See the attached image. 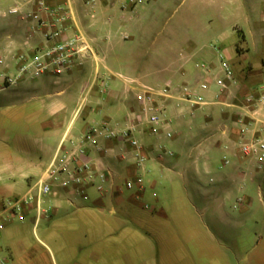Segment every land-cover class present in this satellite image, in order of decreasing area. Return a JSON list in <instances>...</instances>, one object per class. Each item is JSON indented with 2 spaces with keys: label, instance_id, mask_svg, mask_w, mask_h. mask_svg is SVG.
<instances>
[{
  "label": "crops",
  "instance_id": "obj_1",
  "mask_svg": "<svg viewBox=\"0 0 264 264\" xmlns=\"http://www.w3.org/2000/svg\"><path fill=\"white\" fill-rule=\"evenodd\" d=\"M63 2L69 11V18L61 36H82L97 55L60 75L45 74L34 79H21L13 91L3 95L6 100H26L22 106L33 100V112L37 115L34 126L41 132L43 142L34 155L28 153L26 158L21 156V152L15 156L10 155L0 146V195L17 196L19 190L26 188L27 181L30 183L37 179L65 133L77 137L91 122L108 121L123 126L129 112L136 110L138 104L134 91L129 90L117 76L121 75L144 85L161 81L164 84L170 83L174 89L187 85L204 96L206 104L213 105L212 109H208L210 114L205 115L200 122L199 115H192V109L187 103L179 101L175 95L165 99L166 116L171 119V129L177 134L174 140H158L143 126V131L138 136L149 157L144 177L152 189L159 186L163 195L172 202L182 192L191 193L193 197L200 198L202 209H212L213 214L223 213L228 205L233 209H237L239 205L251 208L256 200L264 207V163H259L252 156L243 155L238 149L242 139L258 137L264 140V102L256 100L260 93L257 83L264 78V54L258 67L240 62L250 49L257 53L263 51L264 26L259 25L258 17L264 23V0H249V11L253 16L245 17L246 29L233 28L236 32L239 31V42L245 45H242L243 51H238L236 44L238 56L232 58L229 55V60L233 59L230 62L224 54L226 48L212 45L213 49L210 51L206 47L204 41L215 33L207 28H200L196 14L187 7L178 17L175 27L162 32L152 29L151 22L153 24L156 20L153 10L161 8L166 0H147L134 9L129 7L134 10L133 15L125 11L124 8L128 7L125 0H98L94 5L87 4L86 0ZM0 7L7 8L2 15L11 14L9 10L12 7L20 10V13H16L17 18L5 20L0 27L9 37L8 52L13 50L11 47L31 51L44 43L45 29L38 27L33 31L36 23L21 18L22 13L34 10L31 0H0ZM24 24L26 27L23 29ZM20 31H26L27 45H24L25 39L20 43L16 38ZM217 35L222 42L221 34ZM220 52L222 60L229 63L234 77L233 82L227 81L225 89L217 87L214 81L216 77H223ZM195 58L207 62L206 72L201 71ZM4 63L0 58V64ZM3 75L0 74L1 80ZM106 77L108 88L101 91L99 79ZM201 83H205L207 87L200 88ZM91 84V90L84 96L83 91ZM57 85L62 87L57 89ZM29 88H33L36 93L26 99L24 93ZM249 95H253L254 100L246 103L245 98ZM84 98L83 109L86 113L78 120L79 113H75ZM6 111L5 113L12 111V107L7 106ZM11 116L15 115L12 113ZM158 142L171 149L173 156L158 157L155 150ZM16 143L19 147L23 146L21 139ZM183 148L188 150L183 153ZM87 153L96 168L111 172L112 181H107L101 192L92 185L87 186L84 189L87 200L76 195L74 204L66 202V197L68 199L71 196L70 191H62L46 201L44 207H50L47 211L56 212L66 203L67 208L90 212L93 210L86 207L89 203L98 213L107 210L110 214L119 212L123 216L132 217L136 205L150 209L149 212L152 213L153 208L145 202H139L145 196L158 200L154 191L150 196L146 193L144 179L142 186L134 180L132 192L123 187L124 179H135L131 149L126 144L119 140H100L99 147L89 148ZM173 210L187 213L179 222L183 227H193L196 222L188 215V207L175 206V209L171 207L167 211L161 207L158 213L159 221H165L162 225L166 227V232L163 231L164 239L172 240L181 247L183 238L186 242L198 241L194 230L182 234L184 237L180 238L178 231L167 228L171 223L168 212L172 213ZM3 216L0 201V217ZM148 219L149 215L135 223L145 224ZM111 225L115 227H110L105 236L112 237L115 233H122L123 230H117L119 226L122 227L119 220L113 221ZM259 243V247L252 253L244 251L240 254L241 264H264V234L260 236ZM9 253L7 252L10 259H13L11 252ZM108 256L95 246L87 255L69 264H117L115 255ZM122 256L125 264H134L135 259H138V264H214L215 261L208 251L159 252L148 257L138 255V258L133 254ZM0 259L7 264L5 256L0 255Z\"/></svg>",
  "mask_w": 264,
  "mask_h": 264
},
{
  "label": "rangeland",
  "instance_id": "obj_2",
  "mask_svg": "<svg viewBox=\"0 0 264 264\" xmlns=\"http://www.w3.org/2000/svg\"><path fill=\"white\" fill-rule=\"evenodd\" d=\"M205 1L166 0V3L161 8L153 10L156 20L153 24L151 22L152 29H158L163 32L175 27L178 17L187 7L196 14L197 24L200 28H207L210 32L215 33V35L204 41L206 47L210 51L213 49L212 45L226 48L224 54L230 62L233 59L229 60V55L232 58L238 56L235 51L236 44L237 50L243 51L245 44L239 42V31H237V34L233 28L246 29L245 17L253 16L249 11L250 2L249 0H211L210 3ZM131 8L134 9L135 7ZM124 9L132 15L135 13L134 10L129 9V6ZM3 10L6 11L7 8L2 9L0 7V27H2L1 24L5 20L18 17L16 14L6 13V15H2ZM259 17V25L264 26L261 17ZM25 27L26 25L24 24L23 29ZM219 33L223 43L217 35ZM7 36L8 34L0 28V58L5 62L0 64V74H4L2 80L0 77V146L5 148L10 155L15 156L21 152V156L26 158L28 153L32 155L36 153V149L40 147L43 139L41 138V132L34 126L37 115L33 112V100H29L27 105L22 106V104L26 103V100L24 101L22 98L18 100L4 99L3 95L13 91L19 81L10 83L8 80L16 73V64L13 57L20 52V49L11 47L13 50L8 52L9 37ZM16 38L22 43L27 38L26 31H20ZM263 54L264 48L260 53L250 49L240 59V62L257 66L260 64V58ZM194 60L199 65H207L204 59L195 58ZM261 84H264V78L257 83L258 92H262L259 88ZM147 85L161 87L164 85V81L156 84L148 83ZM61 87L57 85L56 88ZM35 93L36 91L33 88H29L27 93H24L26 94L25 98L27 99ZM20 94L22 93L20 92ZM203 99L206 100L204 96ZM7 106L12 107V111L5 113L7 112ZM212 108L213 105L205 103L202 106L193 108L191 112L192 115H199L198 121L201 122L205 115L208 116L210 114L208 109ZM82 109L78 114V120H81L82 115L84 116L86 113ZM12 113L13 116L17 117H12ZM192 124L194 125L193 121ZM171 132L172 137L170 140H174L177 134L175 130ZM18 139H21L22 147H19L16 143ZM187 150L183 148L181 151L184 153ZM28 184L29 182L27 181L26 187ZM144 186L149 196L153 191L158 195V200L151 196H145L139 201L141 203L145 202L150 208H153L152 213L149 212L150 209H144L140 205H136L133 216L126 217L119 212L110 214L107 210L103 213H98L94 210L93 205L89 203L86 204V207L93 210L90 212L76 211L75 209L67 208V204L63 203L56 212L48 210L46 215H42L36 221L34 210L25 213L22 217L18 215L8 216L0 228V255L7 258V264H69L73 261H78V258L87 255L92 247L95 248L96 246L105 256L115 255L117 264H125V261L121 259L122 255L125 254H133L135 258H138L141 255L148 257L159 252L180 253L183 251L194 253L208 251L214 256V264H241L240 254L244 253V251L250 254L256 247H259L260 236L264 234V207L257 200L251 208L239 205L237 209H233L228 205L223 213L214 212L213 214L212 209L210 211L202 209L200 198L193 197L191 193L182 192L172 202L163 195V190L159 186L152 189L146 181V177H144ZM25 189L19 190L18 194L21 195ZM132 191L134 189L128 192ZM14 195H0V201L4 203L5 199L15 197ZM175 206L188 207L190 210L188 215L196 222H194L193 227H183L179 222L180 219L187 216V213L173 210L172 213L168 212L171 223L168 224L167 228L178 231L180 238H183V235L187 234V232L194 230L198 236V241L186 242L185 238H183L181 240L183 247H181V245L172 240L164 239L163 231L166 232V227L162 225L165 221H159L158 212L161 207L167 211L171 207L175 209ZM148 215L149 219L145 224L138 225L135 223L141 220L142 217H148ZM116 220L122 223V227L119 226L117 229L123 230L122 233H115L112 237L105 236L110 227H115L111 223ZM7 252L8 254L11 252L13 259H10L11 257H9ZM134 264H138V259H135Z\"/></svg>",
  "mask_w": 264,
  "mask_h": 264
},
{
  "label": "built area",
  "instance_id": "obj_3",
  "mask_svg": "<svg viewBox=\"0 0 264 264\" xmlns=\"http://www.w3.org/2000/svg\"><path fill=\"white\" fill-rule=\"evenodd\" d=\"M34 10L22 13L21 18L36 23L33 31L38 27L45 29L44 43L34 47L31 51H20L13 59L16 64V73L8 78L10 83L21 79H34L45 74H62L76 65H80L87 58H95L97 53L87 45L80 35L63 37L61 34L65 29V23L69 18V11L63 0H31ZM147 0H125L129 7H136L144 4ZM89 5H94L96 0H86ZM9 13H20L18 7H12ZM26 40L24 45H27ZM221 70L223 77L215 78V85L220 89L227 87V81H234L232 69L227 61L222 60L220 52ZM204 73L207 68L204 64L199 65ZM122 79L129 90L134 91V98L138 104L136 110H132L126 117L125 124H111L108 121L98 123L91 122L77 136L71 137L65 133L61 138L52 158L46 165L41 175L30 182L21 195L9 197L2 203L4 216L0 217V228L5 218L18 215L22 217L25 213L34 210L35 221L46 214L44 207L46 201L51 197L58 196L60 192L69 190L71 196L67 199L74 204L76 195L83 200L88 196L84 189L87 186H94L97 191L104 190L107 181H112V174L109 170L96 168L88 158L89 148H98L100 140H119L131 149L132 164L135 172V179L126 178L123 187L131 189L134 187V180L142 186L145 172L147 171L148 155L145 153V146L139 134L143 126L155 138L170 139L172 137L171 119L166 116L165 99L174 95L179 101L187 103L190 109L205 104L203 96L187 85L174 89L170 83L161 87L139 84L134 79L117 75ZM101 91L108 88V77L99 79ZM205 83L200 88L205 89ZM92 88V84L83 91L86 96ZM262 92L256 98L257 102H264V84L259 87ZM254 100L253 95L245 98L246 103ZM85 103V98L80 101L76 115L80 112ZM242 118H240V121ZM239 152L245 156H252L259 163H264V140L258 137L242 139L238 146ZM158 157L173 156V151L158 142L155 146ZM111 183V182H110ZM0 264H4L0 259Z\"/></svg>",
  "mask_w": 264,
  "mask_h": 264
}]
</instances>
